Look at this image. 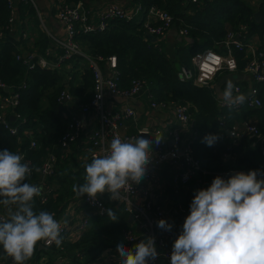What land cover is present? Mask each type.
Returning <instances> with one entry per match:
<instances>
[{
    "label": "built area",
    "instance_id": "built-area-1",
    "mask_svg": "<svg viewBox=\"0 0 264 264\" xmlns=\"http://www.w3.org/2000/svg\"><path fill=\"white\" fill-rule=\"evenodd\" d=\"M189 1L194 2L196 0ZM15 2L24 6L25 14L29 16L32 14L36 18L38 31L42 32L50 43L60 50V55L54 56L48 49L44 50L43 54H38L31 42H34V40L30 39L26 30L21 29L16 36L13 35V23L21 20L17 16ZM49 2H51L53 18L61 26V36L49 30L38 10L37 0H6L8 15L4 24L0 26V43L3 42L6 35H9L15 41H19V44L16 45L15 59L21 61L27 69H32L36 65L49 69L57 68L60 66L61 60L74 56L80 58L82 64L90 71L91 91L84 102H75L65 89L59 92L56 101L63 102L65 106L73 101L78 112L88 114L87 125L90 120H95V126H85L77 115H69L64 131L57 139L58 149L65 151L71 144L84 142L86 145L81 144L79 148L85 154V161L89 163L94 156L106 154L109 151L110 141L116 136L123 139L127 136L137 135L141 130H144L150 135L161 139V141H168L169 143L166 147L153 144V153L143 179L138 184L133 183L131 187L121 189L118 199H110L109 193L105 192L98 194L95 199L84 194L80 198H75L73 202L69 201L64 209L66 218H56L61 223V236L64 237V234L70 228L69 220L75 217V207H81L88 215L92 212L103 215L107 212V209H110V204L116 202L121 205L122 213L129 214L131 220L135 223L134 229L127 226L122 231L125 245L131 248L140 239L152 236L155 239L159 257L155 261H150L149 264H155L158 260L163 264H170L169 257L172 246L168 242L172 239L173 234L157 227V221L161 218L164 219L162 206L153 194L159 182L158 170L163 165H167L172 169L169 184L172 193L175 194L179 189H186L192 178H194L196 190H198L208 187L217 175L226 179L237 171L264 170V133L259 132L256 125L251 121H244L241 124L234 122L224 132L227 142L222 158H229L231 149L239 143L241 138H245L249 142V146L259 150L260 160L258 165L254 168H226L207 173L200 167L190 151V142L195 132L192 128V119L187 103L182 104L176 100L157 99L149 91L146 81L139 78H131L127 86L119 87V71L116 67L115 56L109 55L104 58L99 54L91 55L83 50L75 39L78 33L104 30L108 22L114 18L127 21L133 20L138 14H142V11L145 12L142 18L143 32L157 39L164 36L172 26L173 16L155 5H149L146 9H143L140 3L132 2V0L131 5L126 8L109 2L97 11L90 9L80 0L75 3H68L66 0H49ZM187 32L188 27L185 25L177 28V34L181 37L187 35ZM250 36L248 35L247 24H239L233 29L228 28L222 39L215 44L217 50L205 48L193 53L189 61L193 71L189 67L180 66L177 72L178 78L180 80H190L193 85L203 87L211 85L216 77H220L225 73L240 75L241 80L246 77L248 80L246 90H241L232 80L225 82L226 85L231 82L235 86L234 96L237 94L244 95V102L230 107L223 99H220L216 101L217 107H226L238 111L241 106L246 108L260 106L259 92L254 84L264 83V48L254 46L250 41ZM21 42L30 45L31 50L25 52L26 50L20 45ZM233 49L242 50L245 54L246 60L240 73H237V63L233 55ZM49 55H52L54 59L47 58ZM67 65L71 66V64ZM77 68L80 69L79 66ZM5 87L7 88L6 91L3 90ZM141 92L145 93L150 109L170 110L174 125L167 129L148 125L137 126L136 112L130 105L121 106L116 110H108L105 106V100L108 96L129 100V98ZM17 99L18 94L15 90L9 88L0 80V126L10 135H15L18 132L17 123L20 125L24 122V117L14 110ZM15 121L17 123L13 125L12 122ZM125 121H130L136 126L133 132L124 131L126 129ZM184 128L188 129L186 136L181 134ZM22 133L29 135L27 130H23ZM28 146L30 148L36 147L35 141L30 139ZM16 153L22 154L24 161L31 167V160L23 151L17 150ZM57 160L58 158L52 151L47 152L39 159V165L36 167L38 181L33 183L43 188L41 196L36 198L39 204L46 203L48 198L52 196L54 186L52 184L48 185L46 178L55 174ZM198 173L201 174L200 177L197 176ZM206 175H209V179L205 177ZM173 206L176 214H189L181 202L177 201ZM6 215V210L0 206V216ZM87 224L88 218L84 217L80 219L78 226L82 231H85ZM40 243L45 247L56 246L54 243L49 245L46 241H40ZM63 244L64 239L60 247L56 246L58 250L63 251ZM115 263L120 264V259L116 260ZM0 264H13V261L6 256L2 247L0 248Z\"/></svg>",
    "mask_w": 264,
    "mask_h": 264
},
{
    "label": "trees",
    "instance_id": "trees-1",
    "mask_svg": "<svg viewBox=\"0 0 264 264\" xmlns=\"http://www.w3.org/2000/svg\"><path fill=\"white\" fill-rule=\"evenodd\" d=\"M66 1L75 3L77 0ZM80 1L84 5L87 3V0ZM134 1L140 3L143 9L149 5H155L166 10L173 16L172 26L175 28L181 25L187 26V35L182 36L183 42L186 43L183 46L177 43L171 49L172 52L171 50L166 52L159 41L143 32L142 20L127 21L114 18L108 22L104 30L78 33L75 39L81 48L91 55L99 54L104 58L109 55L115 56L116 67L119 71V87L127 86L131 78H139L146 81L149 91L157 99L176 100L182 104H189L188 111L195 132L190 142V151L204 171L211 173L226 168L256 167L260 160L259 150L249 146L245 138H241L239 143L231 149L229 157L231 160L221 162V159L227 142L224 132L241 116L253 118L258 131L264 133V83L254 84L259 92L260 106L256 108L241 106L238 111H235L231 108L217 107L213 90L214 82L209 86L198 87L190 80H180L177 72L180 66L189 67L193 53L205 48L214 50L215 44L222 39L228 28L233 29L239 24H247L248 35L263 38L264 0H259L255 7H252L246 0H196L194 2L189 0H132ZM16 9H19L21 14L24 13L23 5L18 3ZM255 11L260 14L257 22L252 17ZM144 14L145 12L142 11V17ZM7 15L6 0H0V26L4 24ZM17 16L22 17L18 10ZM17 44L19 41H15L9 35H6L0 43V80L18 94L14 110L24 117V122L20 125L17 121L12 122L13 125L16 123L18 125V132L15 135H10L0 126V150L9 149L13 152L18 150L26 154L31 160L33 169L27 181L29 183L38 181L36 167L39 165L40 157L49 151L56 155L57 170L54 175L46 178L54 181L52 196L44 204H39L35 199L34 207L37 212L46 210L57 214L67 206L71 196L80 198L73 192V185L83 184L86 173L74 172V184H72L73 179L70 173L75 162L69 158V150L77 143L71 144L65 151L58 149L57 139L64 131L69 115L62 116L66 106L63 102H57L56 98L59 92L65 89L77 103L84 102L85 100L80 99H86L88 93L90 94L91 73L82 64L80 58L74 56L60 62V67L62 64H71L68 71L60 67L49 69L38 65L27 69L21 61L15 59ZM33 44L38 54H43L44 50L48 49L54 56L60 55V50L50 43L40 31L37 32ZM233 55L237 63V73H240L246 60L245 54L242 50L233 49ZM47 58L54 59L52 55ZM78 66L80 69L77 68ZM77 71H79L80 80L78 84H75ZM62 75L66 78L64 79ZM218 78L216 77L213 81ZM233 83L241 90L247 86V82L241 79ZM225 87V82L219 84L220 90L224 91ZM23 130H27L29 135L23 134ZM209 133H214L219 137L212 146L206 145L203 139ZM30 139L35 141L36 147L28 146ZM69 163H71L70 167ZM197 176L200 177L201 174L198 173ZM205 177L209 179V175ZM188 185L196 192L194 178L189 181ZM169 187L172 193L170 184ZM187 193L185 189H179L176 194L172 193V195L180 197H175L174 203L181 202L188 213L192 199L185 197ZM109 208L118 217L117 220L112 221L107 212L103 215L90 213L85 231L73 243L63 244L62 249L67 254V261L56 264H89L104 249L112 247L117 249L119 242L125 244L122 231L127 228L126 222L118 220L124 214L121 211L122 207L113 202ZM174 216L184 221L186 215L175 213ZM46 248L51 252L61 254L56 246Z\"/></svg>",
    "mask_w": 264,
    "mask_h": 264
},
{
    "label": "clouds",
    "instance_id": "clouds-1",
    "mask_svg": "<svg viewBox=\"0 0 264 264\" xmlns=\"http://www.w3.org/2000/svg\"><path fill=\"white\" fill-rule=\"evenodd\" d=\"M234 89L228 82L222 93L230 107L245 100L243 94L234 96ZM149 136L154 137L141 130L123 139L114 137L106 154L94 156L85 164V182L74 184L73 192L92 199L107 192L116 200L121 189L140 183L153 143L161 141ZM203 139L212 146L219 137L209 133ZM32 171L22 154L0 150V206L7 213L0 216V247L13 264L30 261L40 241L57 247L63 242L55 213L35 210V199L43 188L27 182ZM189 208L172 243L170 264H264V170L237 171L226 179L215 176L208 187L196 190ZM106 211L112 221L117 220L111 209ZM157 227L171 231L172 225L161 218ZM116 247L120 264H149L159 257L152 236L131 248L123 242Z\"/></svg>",
    "mask_w": 264,
    "mask_h": 264
},
{
    "label": "crops",
    "instance_id": "crops-1",
    "mask_svg": "<svg viewBox=\"0 0 264 264\" xmlns=\"http://www.w3.org/2000/svg\"><path fill=\"white\" fill-rule=\"evenodd\" d=\"M246 1L252 7H255L259 0H246ZM86 2L87 3L85 5L88 6L90 9H93L94 11H97L104 4L109 3V2L116 3L122 8H126L131 5V0H89V1L87 0ZM15 4L16 6L18 5L16 2ZM37 7H38L41 17L43 18L49 30L54 34L61 36L62 35L61 26L58 23H56L55 19L53 18L52 10H51V2H49V0H37ZM17 10L20 16L22 17H19V19L21 20H17L16 22L13 23V30H14L13 35L16 36V34H18V31L23 29V30H26V33H28L30 39L35 40L37 36V32H38L36 18L32 14H30L31 16L30 17L29 15L25 13L21 14L19 9ZM142 18H143L142 14L140 13L137 15L136 20H142ZM250 37H251L250 41L254 46L264 48V37L258 38L256 35H251ZM153 39L156 41H159L161 45L164 47L163 49L166 50V52H168L167 50L173 49L177 45V43H181V46H183L186 43V42H183L184 41L183 37L177 34V28L173 26H171L167 30L165 35L162 36L161 38H157V39L153 38ZM31 42L33 44V41ZM20 45L22 46L24 50H26L25 52H29L31 50V46L28 44H25L24 42H21ZM60 68L64 71H68L69 66L67 64H62ZM73 71L76 72V70L74 69ZM75 74L77 75H75L76 81H74V83L78 84L80 80L79 71H77V73ZM62 76L64 79L66 78L65 75H62ZM219 78L213 81L214 82L213 90H214L216 101L223 99L222 98L223 91L220 90L219 84H218ZM243 80H245L246 82L248 81L246 77H244ZM246 88L247 86L244 89L246 90ZM88 96H89V93L86 97ZM80 100H85V99L83 98ZM125 105H130L135 110L136 116H137L136 117L137 126L148 125L150 127H159V128L167 129L168 127L174 125L171 111L165 110V109L164 110L150 109L148 107V102H147L146 95L144 92L138 93L132 98H129V100H124L122 98H117V97H112V96L106 97L105 106L108 110H116L119 107L125 106ZM187 105L189 106V104ZM66 115H77L85 126H88V127L95 126V120H90L89 124L87 125V119L89 117L88 114H82L78 112L77 107L75 106V103L73 101L67 103L65 107V112L62 113V116H66ZM244 121H251L254 123L253 118L247 117L245 115L241 116L239 120H237L236 122H239L241 124ZM125 124H126V129L124 130L125 132L134 131V128L136 126L133 125L132 122L125 121ZM187 133H188L187 128L182 129L181 131L182 136H186ZM152 140H154V138ZM81 144L83 146L86 145L84 144V142H77V144H74V146L69 150L70 152L69 158L74 160L75 162L74 168L72 169V172L70 173L71 179L74 178L73 177L74 172H85L84 166L87 162L84 159L85 154L79 148ZM153 144H156V143H153ZM159 144L162 147H166L169 145L168 141H160ZM64 157L67 158V156H64ZM226 160H231V159L228 157H226L225 159L222 158L221 162H226ZM69 164H70L69 165L70 167L71 163ZM171 173H172V169L169 166L167 165L161 166V168L158 170V176H159L158 186L156 188V191H154L153 193L154 197L158 200V202L162 206V209L164 211V219L169 224L172 225L170 232L173 234V237L168 242L170 246H172L174 239L179 234V232L182 230V224H183V221H181L180 219L178 220V218L174 216L175 215L174 206H173L174 201L176 200V198H180V197L175 196L176 197L175 198L170 192L169 178H170ZM46 182L48 183V185L52 184L54 186V181H50L46 179ZM72 184H74V179L72 181ZM187 191L188 193L185 194V197L187 196L188 199H192L195 194L194 192L195 189L192 190L191 187L188 185L187 188L185 189V192ZM75 198L76 197L71 196L70 199L68 200L73 202ZM64 209L58 212L55 215V218L57 219H60L61 217L66 218V212H64L65 211ZM74 214H75V217L72 220L71 219L69 220L70 228L64 234V237H63L64 244L73 243L79 237V235H81L82 232H84L79 228L78 223L80 222V219L84 217H87V218L89 217L87 212L79 206L75 207ZM128 216L129 214L127 215L122 214L121 218H119L118 220L125 221L126 226H130L134 229L135 223L131 220V218L129 219ZM63 253H64L63 251H61V254H58L56 252H51L45 246H43L40 242H38L37 251H35L33 258L30 261L26 262V264L63 263L67 261V258H66L67 254L66 253L63 254ZM118 259H121V258L119 257V253L116 248H113V247L106 248L103 251H101L93 260H91L89 264H116L115 262ZM155 264H163V263L160 260H158Z\"/></svg>",
    "mask_w": 264,
    "mask_h": 264
},
{
    "label": "water",
    "instance_id": "water-1",
    "mask_svg": "<svg viewBox=\"0 0 264 264\" xmlns=\"http://www.w3.org/2000/svg\"><path fill=\"white\" fill-rule=\"evenodd\" d=\"M252 17H253L254 21H256V22L259 21V19H260L259 12L258 11L253 12ZM175 67H176V69H178V65L176 63H175ZM240 79H241V76L240 75L225 73V74H223V75L220 76L219 81H218V84L227 82L229 80L237 81V80H240ZM3 90L6 91L7 88L5 87ZM148 138L150 140H152L150 137H148ZM128 217L130 219L131 216L129 215Z\"/></svg>",
    "mask_w": 264,
    "mask_h": 264
},
{
    "label": "rangeland",
    "instance_id": "rangeland-1",
    "mask_svg": "<svg viewBox=\"0 0 264 264\" xmlns=\"http://www.w3.org/2000/svg\"><path fill=\"white\" fill-rule=\"evenodd\" d=\"M134 19H136V17L134 18ZM133 19V20H134ZM30 25V24H29ZM165 50V49H164ZM166 51V50H165ZM168 51V50H167ZM168 52H170V51H168ZM171 52H172V50H171ZM189 68L191 69V71H193V68L189 65Z\"/></svg>",
    "mask_w": 264,
    "mask_h": 264
}]
</instances>
